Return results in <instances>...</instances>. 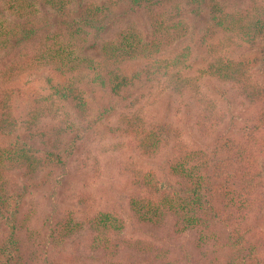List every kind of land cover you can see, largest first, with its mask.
I'll return each mask as SVG.
<instances>
[{"label": "trees", "instance_id": "1", "mask_svg": "<svg viewBox=\"0 0 264 264\" xmlns=\"http://www.w3.org/2000/svg\"><path fill=\"white\" fill-rule=\"evenodd\" d=\"M238 1L0 0V131L16 128L12 106L25 74L47 69L65 77L58 98L66 103L26 117L29 146L0 145V264H177L137 238L164 230L194 235L200 249L216 248L212 264H264L257 250L264 240L256 237L264 226V82L224 56L237 40L264 39V0ZM194 34L209 56L206 76L217 82L208 91L174 71L177 58L159 60ZM154 68L167 70L173 94L194 107L198 136L214 148L172 140L166 121L127 115L125 128L111 132L130 136L146 159L166 154V177L129 166L124 206L104 205L77 221L55 210L41 220L25 210L26 195L55 185L69 155L63 147L78 140L70 114L85 113V95L106 90L127 100ZM16 170L25 179L20 192L12 189ZM83 226L89 256L72 252L66 262L59 250Z\"/></svg>", "mask_w": 264, "mask_h": 264}, {"label": "rangeland", "instance_id": "2", "mask_svg": "<svg viewBox=\"0 0 264 264\" xmlns=\"http://www.w3.org/2000/svg\"><path fill=\"white\" fill-rule=\"evenodd\" d=\"M227 1L233 4V7L239 3L238 0ZM252 43L237 40L224 50V56L233 63L247 67L252 78L263 85L264 53L259 47L264 45V39H259L258 45ZM172 52V55L159 56V60L164 57L172 60L177 58L181 65L174 71L197 78L204 91H208L210 86H216L217 82L206 76L210 69L209 56L198 34L177 45ZM150 74L148 79L135 84L127 100H121L110 91L96 90L85 95L87 110L84 114L79 115L70 111V119L76 125L78 140L74 142L73 147L65 146L63 147L65 150H61H64L63 155L67 153L69 155L64 158L63 169L58 166L57 173H54L53 179L57 184L55 183L53 187L43 186L30 196L26 195L22 202L25 210L34 211L41 220H43V217L39 216L41 213L47 216L55 210L59 215L69 214L77 221L90 212L98 211L104 205L124 206L129 179L126 170L129 166H134L138 171L154 172L159 178H164L166 154L146 159L134 147L130 136L111 132L115 127L125 128L122 119L127 115H136L148 122L166 121L171 126L172 140L186 143L193 148L206 150L214 148L215 143L210 140L203 141L198 136L193 125L194 107L187 98H178L173 94L168 85L167 70L164 74L162 69L154 68ZM64 80L65 77L52 70L40 69L25 74L17 81V87L21 88V92L15 97L12 106L16 128L11 133L0 131V145L29 146L23 122L39 106L52 102L66 106V103L58 98ZM66 109L68 110V107ZM226 119H229V116ZM48 121L44 118L40 123ZM60 172L64 175H59ZM22 175L23 171L20 170L10 175L13 190L20 192L25 183ZM262 177L264 178V173ZM81 197L84 201L80 200ZM258 229L262 232L256 231V237L264 240V226ZM149 233H140L137 238L161 247L168 259L177 264H212L211 260L215 257L216 248H198L194 235L174 236L164 230L162 233L150 234L149 237ZM126 235L131 238L132 231H128ZM89 238L90 232L83 226L72 242L59 250L62 251L65 261L68 262L67 256L72 252L73 256L78 254L89 256L87 252ZM257 250H260L264 259V247L261 248L259 244Z\"/></svg>", "mask_w": 264, "mask_h": 264}]
</instances>
